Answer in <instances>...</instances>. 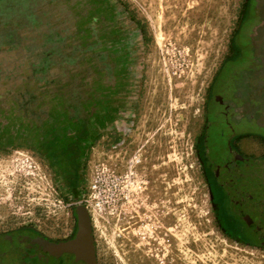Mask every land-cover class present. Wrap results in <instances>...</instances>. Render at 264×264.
Masks as SVG:
<instances>
[{
    "label": "rangeland",
    "instance_id": "rangeland-1",
    "mask_svg": "<svg viewBox=\"0 0 264 264\" xmlns=\"http://www.w3.org/2000/svg\"><path fill=\"white\" fill-rule=\"evenodd\" d=\"M257 1L0 0L41 22L40 51H0V235L65 241L80 206L97 264H264L216 222L200 145L214 91L218 116L231 76L264 65ZM261 76L243 103L264 138Z\"/></svg>",
    "mask_w": 264,
    "mask_h": 264
},
{
    "label": "flooded vegetation",
    "instance_id": "flooded-vegetation-1",
    "mask_svg": "<svg viewBox=\"0 0 264 264\" xmlns=\"http://www.w3.org/2000/svg\"><path fill=\"white\" fill-rule=\"evenodd\" d=\"M257 2L261 24L256 28L263 32L264 0ZM247 51L252 52V48H247ZM250 61V66H245L239 71L241 72L239 79L235 78L232 81L231 76L228 84L223 87L225 91L219 102L221 112L218 116L213 110L218 92L217 82V91H214L211 98L210 116L200 145L203 147L204 168L216 222L233 240L264 247V153L261 146L260 152H253L251 149V153L244 152L241 147L242 143L250 138L258 149L257 143L262 145L264 140L257 127L258 119L254 120L257 122L255 130L254 128L247 130V126H250L247 125L248 108L243 101L247 100L248 96L253 97L261 92L260 83L263 82L261 73L264 66L256 59ZM229 71L227 70L228 74ZM108 73L100 71V68L96 69L92 79L103 84L104 81H112L113 73L111 71ZM78 222L75 211L76 225L65 241L75 237Z\"/></svg>",
    "mask_w": 264,
    "mask_h": 264
},
{
    "label": "water",
    "instance_id": "water-1",
    "mask_svg": "<svg viewBox=\"0 0 264 264\" xmlns=\"http://www.w3.org/2000/svg\"><path fill=\"white\" fill-rule=\"evenodd\" d=\"M75 211L79 219L78 231L74 238L65 242L0 235V264H97L88 213L80 206Z\"/></svg>",
    "mask_w": 264,
    "mask_h": 264
},
{
    "label": "crops",
    "instance_id": "crops-1",
    "mask_svg": "<svg viewBox=\"0 0 264 264\" xmlns=\"http://www.w3.org/2000/svg\"><path fill=\"white\" fill-rule=\"evenodd\" d=\"M23 12V11H22ZM15 15V16H14ZM4 18H6L8 24L5 26V28L2 30V32L0 33L1 35V43H0V51L3 52L4 49H6L7 51V57H13L12 54H9V52L12 53V50L13 48L16 49L18 52H16V54L14 55V58L15 60H19V58L23 56V58L25 59L26 57H24V53L25 51H34L35 49L37 50H41L40 49V45L39 43L41 42H38L35 41L34 38H36L33 34V36L30 38V33H38V31H34L36 29H33V28H36L37 26H39L41 24L40 22V17H39V14H37L35 11H32L29 15L25 14L24 13H21V11H16L14 13V11H9L7 12V14L5 13V16H0V21H1V26L4 24L3 20ZM28 18H31L30 21H27ZM19 21V22H16ZM23 22H27L29 24H25ZM19 24H23V25H26V26H21ZM9 25H11V27H8ZM15 25V26H14ZM48 31V30H47ZM45 34H48V32H44ZM16 34L17 35V41L18 42H13L12 43V38L9 37V35H14ZM24 34L28 35L27 37H24ZM20 35V37H19ZM23 35V36H22ZM30 39H32L30 41ZM9 43L10 44V47H6L4 48L3 46H5L4 44H6L7 46H9ZM21 51V52H20ZM39 51L35 53L31 52V56L29 57L33 62H40V54H39ZM47 51V50H46ZM46 55V57L42 60H50V56L52 55L51 54V51H48L46 53H44ZM3 55H4V52H3ZM48 55V56H47ZM26 56V55H25Z\"/></svg>",
    "mask_w": 264,
    "mask_h": 264
},
{
    "label": "trees",
    "instance_id": "trees-1",
    "mask_svg": "<svg viewBox=\"0 0 264 264\" xmlns=\"http://www.w3.org/2000/svg\"><path fill=\"white\" fill-rule=\"evenodd\" d=\"M257 34H258V32L256 33V36H257ZM262 51H264V49H262ZM263 53H264V52H263ZM240 55H241V54H240ZM239 57H240V56H239ZM45 61H48V60L46 59ZM48 62H49V61H48ZM43 64H46V63H43ZM75 180H76V179H75ZM72 184H73V186L75 185V183H73V182H72ZM75 187H76V186L71 187V189H72V190H75Z\"/></svg>",
    "mask_w": 264,
    "mask_h": 264
}]
</instances>
